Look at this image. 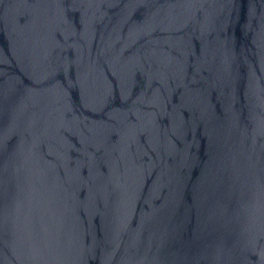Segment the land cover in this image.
Segmentation results:
<instances>
[{
	"label": "water",
	"instance_id": "obj_1",
	"mask_svg": "<svg viewBox=\"0 0 264 264\" xmlns=\"http://www.w3.org/2000/svg\"><path fill=\"white\" fill-rule=\"evenodd\" d=\"M0 264H264V0H0Z\"/></svg>",
	"mask_w": 264,
	"mask_h": 264
}]
</instances>
